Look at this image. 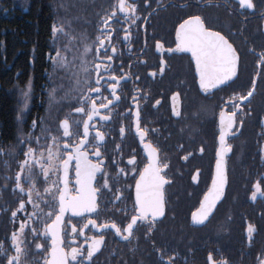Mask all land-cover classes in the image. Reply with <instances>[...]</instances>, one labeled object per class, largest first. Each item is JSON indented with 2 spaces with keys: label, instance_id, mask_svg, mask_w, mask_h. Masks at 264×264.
Masks as SVG:
<instances>
[{
  "label": "flooded vegetation",
  "instance_id": "af4514ba",
  "mask_svg": "<svg viewBox=\"0 0 264 264\" xmlns=\"http://www.w3.org/2000/svg\"><path fill=\"white\" fill-rule=\"evenodd\" d=\"M115 2L116 0H85V6L78 11L90 15L86 20H90L94 15L95 17H92L96 23L88 34L81 33V42L70 46L68 51H64L67 47L65 36H59V48L64 53L61 55L67 56L68 62L73 61L75 57L68 70L55 65L54 62L59 59L55 56L58 49L52 44L53 54L48 56L46 62L50 66L51 74L61 71L63 92L69 94L64 96V112L60 121L70 115L74 118L80 116L72 111L70 105L75 104V99L70 97L75 96L77 87H83V81L89 73L90 78L95 79V48L98 47L96 41L104 38L100 30L101 17L113 10ZM254 2L255 11L241 8L239 0H137V11L141 20H147L146 30L144 25L137 30L136 25L128 28L124 21L111 22L112 41L109 44L105 39V45L116 47L117 52L109 53L113 56L112 61L105 63L110 64L115 71L106 74L101 70V75L105 78L111 74L120 76L122 69L129 79L120 80L117 88V95L121 97L119 102L104 92L118 107L110 113V121L97 124L100 130L105 131L106 149L102 147L101 152L105 156L109 186L112 188L111 191L103 189L97 193V203L100 205V219L97 222L114 219L119 223L125 219L122 213L113 207V202L129 214L133 209L135 182L139 176H133L130 172L127 176L118 175L119 168L113 164V159L116 165L125 167L126 171L132 167L127 165L130 154L136 156L137 169L140 172L147 162V152L134 132V120L128 118L131 116L128 108L135 110L136 102L133 101V96L143 97L138 101L141 124L142 127L154 130L149 132L148 140L159 147L161 158L169 163L166 171L170 183L165 185L163 190L165 216L157 222L151 235H146L143 227L130 241L108 234L101 250L94 254L92 262L85 261L84 264H161L158 250H163L166 254L165 260L168 254L173 255L175 264H206L209 251L218 258L226 259L228 264H259V258L264 257V197L258 193L255 201L251 198L253 185L257 179L264 176V75L257 81L256 93L250 105L251 114L240 116L238 113V121H244L243 127L237 123V127L232 129L235 135L227 137L232 151L226 156L225 196L216 205L217 210L210 222L197 225L192 221V214L197 211L215 178L222 127L219 113L225 107L224 100L234 90L248 88L258 72L264 73V68L258 66V54L264 51V0ZM190 15L204 17L212 30H219L228 35L230 42H234V47L238 49L240 77L231 88L223 91L217 89L215 94H205L199 87V74L191 54L161 53L156 50L157 41L163 43L166 49L177 48L179 41L176 31L179 23ZM117 16L122 14L118 12ZM137 24H141V21L138 20ZM123 28H128L130 33L127 41L123 39L126 34L122 31ZM86 45L91 47L92 51L85 53ZM71 49L75 51L70 55ZM161 58L167 61L163 77H150L149 73L157 70ZM136 76H139V79H136ZM77 80L81 82L79 85ZM51 88L56 90L54 80H51ZM177 92L180 95L173 101L172 96ZM156 100L161 103L156 105ZM97 103L99 104V101ZM174 110L179 111L181 115L176 116ZM107 111L101 109V114ZM245 112L247 113L248 109H245ZM101 124H104V127L101 128ZM121 126L126 130L123 137L119 134ZM72 128L75 130V125H72ZM59 132H62V128ZM89 140L91 141V136ZM116 145H119V150ZM200 148L204 149L203 153ZM88 155L89 159L95 162L96 158L91 150ZM184 155L189 156L187 161L183 159ZM24 159L23 155H0V241H4L14 230H18L20 221L32 212V205L27 203L26 197L15 188V176ZM197 171L200 173L199 182L193 179ZM33 172L36 187L43 194L45 185L42 177L38 175V166ZM68 179L69 189L73 190L74 194L77 187L74 171L70 170ZM99 182L98 175L97 185ZM21 183L27 190L28 184L23 176ZM117 196L120 200H115ZM22 198L25 199V209L19 210ZM33 201L38 203L35 194ZM40 209H44L42 203ZM14 211L17 212L15 218L11 215ZM92 215L95 218V214ZM64 219L66 224L62 246L65 251L70 252L71 247H78L86 253L91 241L89 239L85 242V237L96 234L89 231L91 225L89 229L83 230V235H75L69 232V227L76 224L79 231V222L83 217H72L69 212ZM28 223L35 224L39 231L40 225L36 220H29ZM249 225L255 229L251 243ZM26 236L27 243L31 244L33 237L27 230ZM35 243L44 244L47 251L41 256L37 254L38 250L34 246L30 247L28 264H43L44 260H50L51 236L44 237L41 234V238L35 240ZM5 247H8L7 243ZM80 259L78 257V261L73 264H79ZM0 260H3V257H0Z\"/></svg>",
  "mask_w": 264,
  "mask_h": 264
},
{
  "label": "snow or ice",
  "instance_id": "6c2138e0",
  "mask_svg": "<svg viewBox=\"0 0 264 264\" xmlns=\"http://www.w3.org/2000/svg\"><path fill=\"white\" fill-rule=\"evenodd\" d=\"M239 6L243 9L256 10V3L254 0H239ZM122 16L118 17L117 13ZM149 15L151 13L149 12ZM116 20L117 23L124 21L127 23L128 28L136 25L139 30L141 25H147V20H141V15L137 11V0H116L113 5V10L107 12L101 17L100 30L104 37L98 39L96 43L98 47L95 48V79L92 80L91 73H89L83 81V87H77L74 97L75 104L70 105L74 113L80 114L79 118H74L71 115L64 118L58 125V136L50 135V130L42 126L39 128L40 135H34L37 132V122H32V133L19 141L23 149L22 152L25 159L20 164V169L15 176V188L23 197H26L27 203L32 205V212L30 216H25L19 223L18 230H14L10 237L0 241V264H28L30 259L29 248L35 247L37 254L43 256L47 251L45 245L42 243H35V240L51 236V253L50 260H44L43 264H73L79 260V264H84L85 261L92 262L95 253L101 250L104 245L105 236L114 234L119 236L122 240L130 241L136 237L137 232L141 227L145 229L146 235H151L154 231L156 224L165 216V200H164V186L170 183L167 178V169L169 163L166 159H162L160 149L148 140L150 130L147 127H142L141 124V109L139 107V99L143 97L133 96V101L136 102L135 110L131 107L128 112L131 113L129 119L134 120V132L139 137V142L143 144L147 152V162L140 172L137 169L136 156L130 154L127 159V165L132 167L125 170V167H119L118 175L127 176L129 172L133 176H139L135 182V201L131 214L128 211L119 208L113 202V207L117 208L125 217L119 223L114 219L105 220L98 223L100 219V205L97 203V193L103 189L112 190L109 186L108 173L106 171L107 164L105 163V156L101 152V148L105 145V131L100 130L97 124L100 122L107 123L111 120L110 113L118 104L113 103V99H109L104 94L107 92L109 96L114 97L116 102H119L121 97L117 95V88L120 80L127 81L129 78L123 73L121 69L120 76L111 74L108 78L101 75V70L108 74L114 72L110 64L105 61H112L113 56L117 52L116 47L106 46L105 39L109 42L112 41V21ZM141 24H137V21ZM128 28H123L126 34L123 39L128 40ZM54 33L67 35L62 26H53ZM179 44L175 49H166L163 43L156 42L155 48L161 53L164 52H190L195 59L196 71L199 74V87L205 94L213 93L219 89L221 91L231 88L239 81L240 77V54L238 49L234 47V42H230V37L222 34L219 30H212L211 26L206 23V20L201 15H190L183 22L179 23L176 31ZM101 50L103 54L101 55ZM67 51V48L64 49ZM92 51L89 46L84 47V52ZM253 51H255L253 49ZM111 53V54H109ZM258 66L264 68V51L259 54ZM55 56L59 58L55 61V65L63 70H68L69 63L67 56H62L61 51L57 50ZM167 61L159 59L156 71L149 73L150 77L155 78L158 75L163 77ZM75 75L74 73H70ZM264 73L258 72L255 79L252 80L250 86L243 90H234L225 100V107L219 113V121L221 124V132L219 135L220 148L217 153L218 159L216 161V174L212 180L211 189L204 194L203 200L200 203L197 211L192 214V221L197 225H204L210 222V218H214L213 214L217 210L216 205L224 196V189L227 185V166L226 156L231 153L232 146L228 143L227 137L235 135L232 132L233 128L243 127V119L240 116L250 115V105L254 94L257 89V81L261 79ZM139 79V76H136ZM103 81V83H101ZM81 82L77 80V85ZM104 89V91H102ZM55 92V89L52 90ZM95 93L93 96L92 94ZM31 95V84L28 85L27 90L24 92L25 108L27 101ZM65 96L69 94L64 93ZM180 93L177 92L172 96L173 101L179 97ZM52 95L50 94V101ZM99 101V104L97 103ZM156 105L161 103L160 100L155 101ZM112 106V107H110ZM101 109H107V113L101 114ZM248 109V112H245ZM175 111V110H174ZM176 116H180L179 111H175ZM98 118V119H97ZM75 125L73 130L72 125ZM104 124H101V128ZM62 128V132L59 129ZM82 128V133H81ZM125 127L119 128L121 137L125 135ZM91 136V141L89 140ZM69 138L65 140L64 138ZM43 140V143L41 141ZM49 141L51 146H49ZM36 145L35 147L33 145ZM119 150V145H116ZM92 151L95 156V162L89 159V151ZM204 149L200 148L203 153ZM122 156V153H121ZM39 157V158H37ZM188 155H184L183 159L187 161ZM31 161V163H30ZM73 161L75 162L73 164ZM39 168L38 175L42 177V182L45 185L43 194L37 189L34 179L33 169ZM70 170L75 173L74 190L69 189V173ZM100 177V182L97 185V176ZM200 173L197 171L194 180L198 181ZM25 178L28 184V189H25L21 183V177ZM264 176H261L253 185L252 200L257 199V194L264 197ZM36 196L38 203L33 201V196ZM115 200H120V197H115ZM44 205V209H40V204ZM25 209V199L22 198L19 202V210ZM39 210V214H38ZM71 213L72 217H83L80 221V230L78 231L76 224H71L69 232L75 235H83L84 229H91L89 231L96 233L91 237H85V242L90 239L89 249L85 253L78 247H71V251H65L62 246L64 243L63 230L65 227V216ZM95 214V218L93 215ZM12 217L17 216V212L11 213ZM29 220H36L40 229L38 231L35 224L30 225ZM27 233L32 235L33 242L27 243ZM255 229L249 225V243H251L252 233ZM5 243L8 247H5ZM43 250V251H39ZM161 264H175V257L168 254L165 260V253L163 250H158ZM206 264H228V261L223 258H218L211 251L206 256ZM259 264H264V257L259 258Z\"/></svg>",
  "mask_w": 264,
  "mask_h": 264
},
{
  "label": "trees",
  "instance_id": "16d2710c",
  "mask_svg": "<svg viewBox=\"0 0 264 264\" xmlns=\"http://www.w3.org/2000/svg\"><path fill=\"white\" fill-rule=\"evenodd\" d=\"M20 1L0 0V155H23L26 149L19 141L33 134V121L37 122L34 135H40L42 126L57 136L65 95L61 71L51 74L46 62L53 54L52 44L60 50L61 34L54 33L53 26H62L67 33L68 51L81 42V33L88 34L96 23L94 15L86 20L90 15L78 11L81 0ZM51 80L56 83L55 95ZM29 84L31 95L25 108L24 92Z\"/></svg>",
  "mask_w": 264,
  "mask_h": 264
},
{
  "label": "rangeland",
  "instance_id": "374dc122",
  "mask_svg": "<svg viewBox=\"0 0 264 264\" xmlns=\"http://www.w3.org/2000/svg\"><path fill=\"white\" fill-rule=\"evenodd\" d=\"M26 2H27L26 0H22V1H20V3H22V4H26ZM80 2H81V4H78V6H81V9H82L83 6H84L83 3H85V0H81ZM55 93H56V92H55ZM55 93H54V95H55ZM63 111H64V110H63Z\"/></svg>",
  "mask_w": 264,
  "mask_h": 264
},
{
  "label": "water",
  "instance_id": "95a60500",
  "mask_svg": "<svg viewBox=\"0 0 264 264\" xmlns=\"http://www.w3.org/2000/svg\"><path fill=\"white\" fill-rule=\"evenodd\" d=\"M186 54H191L190 52H185ZM191 56H192V54H191ZM226 159V158H225ZM225 192H226V187H225V189H224V196H225ZM224 196H223V198H224ZM222 200V199H221ZM220 200V201H221Z\"/></svg>",
  "mask_w": 264,
  "mask_h": 264
}]
</instances>
